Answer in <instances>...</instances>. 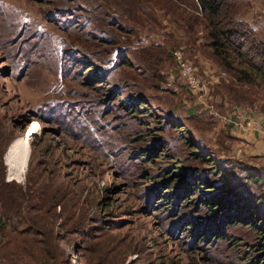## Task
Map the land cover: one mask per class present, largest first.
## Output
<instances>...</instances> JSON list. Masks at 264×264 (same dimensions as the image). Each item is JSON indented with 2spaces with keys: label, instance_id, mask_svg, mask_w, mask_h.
<instances>
[{
  "label": "rangeland",
  "instance_id": "obj_1",
  "mask_svg": "<svg viewBox=\"0 0 264 264\" xmlns=\"http://www.w3.org/2000/svg\"><path fill=\"white\" fill-rule=\"evenodd\" d=\"M125 1L0 0V172L10 182L17 160L23 185L31 162L29 190L55 194L43 217L33 200L14 219L33 223L3 238L0 264H264L256 236L210 215L191 185L264 192L263 152L215 115L264 118L263 75L226 71L191 6ZM222 1L264 45V0ZM179 49L208 82L205 103L178 76Z\"/></svg>",
  "mask_w": 264,
  "mask_h": 264
},
{
  "label": "trees",
  "instance_id": "obj_2",
  "mask_svg": "<svg viewBox=\"0 0 264 264\" xmlns=\"http://www.w3.org/2000/svg\"><path fill=\"white\" fill-rule=\"evenodd\" d=\"M133 1L127 0L125 3L132 6ZM136 1V7L141 12L147 9L142 5V2L151 3L153 1V11L155 9L162 12L170 11V15L176 12L175 9H181L184 4V6H191L198 14L204 16L208 47L219 64L226 71L232 73L239 82L248 84L252 82L253 78H260L262 75L264 79V45L252 38L251 32L244 28L241 21L236 20V14L238 13L231 11V8H228L222 0H186L184 3L176 2V0ZM194 154L203 158L200 153L194 152ZM204 161H207V159L205 158ZM18 167L20 165L17 160L13 161L11 167H9L10 176L17 178L15 169ZM30 167L31 162H29L27 180L23 185L13 181L5 182L3 174L0 172V242L11 230L17 232L19 224L28 226L29 223L32 225L33 222L30 217L26 218L28 223L16 222L14 224V219H19L24 212H30L29 204L31 201L36 202L32 210L37 211V214H42V217L47 213V210H50L52 205L55 206V194L48 192V186L45 185L46 190L42 188L29 190L28 175ZM252 171L253 173H248V179L255 184L259 183V174L255 170ZM215 172L213 170L212 174ZM221 178L223 182L218 185L198 181L199 179L193 180L191 185L195 186L197 192L200 195L202 193L204 197V199H198V204L207 206V209L210 206V215L217 213L220 215L222 212L228 214L232 220L230 223L252 232L257 241L260 242L259 245L263 244L259 253L264 254V211H262L264 209V192L262 195L246 192L240 194L234 188L233 181L231 182L225 177ZM219 215L217 214V216ZM25 217V215H22V220ZM49 222L45 220L40 226L44 229L46 235L51 237L52 231L48 228ZM13 224H17L16 228ZM259 264H262V262Z\"/></svg>",
  "mask_w": 264,
  "mask_h": 264
},
{
  "label": "built area",
  "instance_id": "obj_3",
  "mask_svg": "<svg viewBox=\"0 0 264 264\" xmlns=\"http://www.w3.org/2000/svg\"><path fill=\"white\" fill-rule=\"evenodd\" d=\"M173 59L178 69V76L187 90L201 103L208 101V82L199 78L196 67L184 56L181 49L173 53ZM215 115L225 126L234 130L236 137L247 142L255 141L256 150L264 152V118L244 114L239 110L229 115L219 113Z\"/></svg>",
  "mask_w": 264,
  "mask_h": 264
},
{
  "label": "water",
  "instance_id": "obj_4",
  "mask_svg": "<svg viewBox=\"0 0 264 264\" xmlns=\"http://www.w3.org/2000/svg\"><path fill=\"white\" fill-rule=\"evenodd\" d=\"M33 134H35V133H30V134H29V139L31 138V136H32ZM8 152H9V147H8V149H7L6 153H5V155H6ZM5 155H4L3 160H4V165L7 167V164H6V161H5V157H6ZM29 157H30V155H29ZM29 157H28V161H29ZM27 166H28V162H27V164H26V170H27ZM26 170H25V171H26ZM5 176H6V179H7L8 181H16L17 183H20V182L23 181V179H24V177H23L22 179H20V180L13 179L12 177L9 176L8 169H6V174H5Z\"/></svg>",
  "mask_w": 264,
  "mask_h": 264
},
{
  "label": "bare ground",
  "instance_id": "obj_5",
  "mask_svg": "<svg viewBox=\"0 0 264 264\" xmlns=\"http://www.w3.org/2000/svg\"><path fill=\"white\" fill-rule=\"evenodd\" d=\"M30 125V124H29ZM11 147V146H10ZM10 147H9V150H10ZM9 153V152H8ZM7 153V154H8ZM7 154L5 155L6 157H5V161H6V164H7V168H8V163H7ZM8 173H9V168H8ZM9 176H10V174H9ZM11 177V176H10ZM13 179H16V178H14V177H12ZM22 179V178H21ZM17 180V179H16Z\"/></svg>",
  "mask_w": 264,
  "mask_h": 264
},
{
  "label": "crops",
  "instance_id": "obj_6",
  "mask_svg": "<svg viewBox=\"0 0 264 264\" xmlns=\"http://www.w3.org/2000/svg\"><path fill=\"white\" fill-rule=\"evenodd\" d=\"M230 128V127H229ZM231 132L235 135V132H234V130L233 129H231ZM256 152H258V153H261L260 151H258V150H256ZM263 154H264V152H263Z\"/></svg>",
  "mask_w": 264,
  "mask_h": 264
}]
</instances>
